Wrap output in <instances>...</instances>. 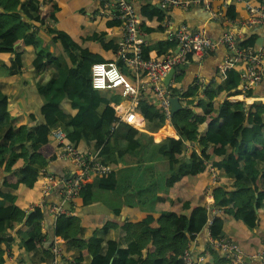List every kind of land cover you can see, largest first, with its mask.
<instances>
[{
  "label": "trees",
  "instance_id": "obj_1",
  "mask_svg": "<svg viewBox=\"0 0 264 264\" xmlns=\"http://www.w3.org/2000/svg\"><path fill=\"white\" fill-rule=\"evenodd\" d=\"M148 2L143 7L142 19L157 18L161 23L164 12ZM55 11H51L46 19L41 11L40 0H0V54L11 55L7 60L0 56V174L4 171L15 177L12 180L5 176L0 186V264H6L3 255L5 250L9 253L15 239L10 232L17 224L26 226L25 229L19 228L16 236L20 246L27 251L29 260L34 264L52 262L51 247L42 251L37 248V242L45 236L41 231L43 211L35 206L28 213L16 217L13 199L20 184L31 188L43 175L42 171H46L47 158L40 152L41 141L49 137L53 126L60 122L73 145L84 141L91 154L99 152L101 161L112 167L107 175L94 176L83 186L79 193L83 197V204L89 203L91 199L89 193L82 191L84 187L115 188L117 181L111 154L115 152L121 156L140 144V130L113 114L114 108L109 105L111 98L109 100L106 94L108 91L98 92L90 86L91 65L105 59L84 50L64 30L43 28L48 20H55ZM39 29L45 30L53 42L60 44L61 53L53 54L41 46ZM104 34L94 33L86 39L99 41L105 49L112 48L115 52L117 45L103 42ZM20 41L24 45L33 46L32 78L43 101L39 109L42 120L36 121L33 127L27 124L14 125L13 112L8 105L11 79L23 72L22 58L16 52ZM174 46L171 41L156 48L162 54ZM153 48V45L144 47L145 57ZM117 63L122 72L127 74L121 62L118 60ZM240 83V73L235 68H229L223 78L205 86L204 96L199 95L197 86L182 93L173 88L174 95L200 97L197 104L183 98V109L172 115L171 125L179 138L167 136L155 144L158 152L169 161L170 170L164 177L167 188L185 175H196L204 171L207 159L202 150L205 147H224V156L212 161V165L219 170L220 176L233 181L229 186L214 189V207L222 208L223 214H232L254 228L257 226V211H264V103L248 105L239 100H215L222 93H228L229 96L240 94ZM244 93L251 95L250 90ZM137 107L145 116L146 130L154 133L163 127L165 117L156 106L149 104L145 98H139ZM89 110L98 115L92 124L85 118ZM228 111L230 117L227 116ZM107 113L109 118L105 116ZM30 118L35 121L33 113ZM186 141L201 146L200 154L195 149L188 155L183 154ZM240 154H249L250 159L234 172L231 167ZM19 161L21 167L17 168ZM183 206L184 209H190L189 214L165 212L158 218L163 241L153 238L154 230L150 227L153 217L150 215L137 224L111 223L94 229L88 241L90 256H84L73 245L75 239L86 235L74 216L60 215L54 226V235L66 241L67 253L74 252L70 259L73 264H184L182 255L187 249V241L207 224V212L204 206L190 208L188 202H183ZM222 228L223 219L215 217L209 226L210 235L214 238L223 237ZM150 240L154 248L143 257L142 250ZM97 242L101 244L98 250L95 249ZM170 250L172 252L169 254ZM67 253L64 259H68Z\"/></svg>",
  "mask_w": 264,
  "mask_h": 264
},
{
  "label": "crops",
  "instance_id": "obj_2",
  "mask_svg": "<svg viewBox=\"0 0 264 264\" xmlns=\"http://www.w3.org/2000/svg\"><path fill=\"white\" fill-rule=\"evenodd\" d=\"M147 2V0H134L133 4L141 20L146 45L155 47L150 50L149 55L161 56L164 53L159 54L156 46H164L174 41L163 30L160 22L156 20L157 18L154 20L142 19L143 7ZM149 2L156 5L154 1ZM211 5L212 10L218 13L215 18H212L210 13L202 6L175 7L168 12L167 16L174 24L186 23L192 29H203L206 35L212 38L220 36L225 31L235 33L241 43L246 44V47L262 54L264 62V24L247 26L243 23V19L247 14L245 2L212 0ZM40 6L46 19L51 11L56 10L53 13L55 20H48L47 24L43 25L44 29L57 28L64 30L74 41L80 43L87 52L99 54L105 61H118L112 48L105 49L101 42L89 40V38L86 39L94 33L105 32L102 39L103 42H111L112 46H116L123 35L119 22L112 20L108 14V16L100 14L101 6L96 0H40ZM220 13L221 17H219ZM38 37L41 41V46L45 47L48 52L53 54L62 52L60 44L53 42L51 36L45 30L39 29ZM16 52L21 56L22 63L26 64L29 69H25L23 65V72L12 77L8 91V104L15 112L12 118L14 125L27 124L29 127H33L36 121L42 120L39 109L43 102L32 78L33 46L24 45L23 41H20ZM230 55L231 53L226 46L217 45L209 56L200 61L188 58L187 62L180 65L178 71L174 73L169 82L170 87L175 89L182 88L183 91H188L197 86L199 95L204 96L203 89L205 86L211 82L218 81L221 77L223 78L229 68H235L241 75L244 65L239 60L236 62L230 61ZM0 56L7 60L11 55L1 53ZM126 75L130 76L129 73ZM240 86H242V79ZM250 94L245 95L241 88L240 94L229 96L228 93H222L215 100L219 102L223 99L239 100L248 105L264 103V74L261 80L251 88ZM175 96H180V102L183 98H186L192 100L194 104H197L200 97H192V95ZM140 98H145L149 104L158 106L157 102L151 98V95L145 91L142 92ZM66 105L68 104L66 103ZM109 105L114 108L113 114H115L130 104L128 100L117 102L111 99ZM11 107L10 109L12 110ZM137 111L141 116L140 123H142L139 128L141 132L138 138L139 146L133 150H128L121 156H118L115 152L111 154L112 166L117 181L115 188L89 187L85 189L84 187L82 191L89 193L91 197L89 203L83 204V197L77 196L71 204H65L69 210V215L74 216L85 231V237L73 241L74 247L81 251L84 256H90L88 241L92 235L90 233L94 229L108 226L111 223L122 224L123 222H131L137 224L148 215L153 217V222L150 223V227L154 230L152 233L153 238L163 241L164 235L160 230V222L158 221L162 213L189 214L190 209L183 208V202H188L190 208L204 206L208 218L210 211L206 206L214 205V189L218 186H229L233 181L220 176L219 170L212 165V161L220 160L224 156V147L211 145L202 150L207 159L204 171L196 175H185L174 185L167 188L164 177L170 170L169 161L166 156L158 152L155 143L167 136L179 138V135L171 125V121H165L163 127L157 132L152 133L146 130L144 128L145 116L139 112L138 107ZM32 113L35 116V121L30 118ZM89 113V111L85 113V118L92 124L98 115L90 117ZM105 116L109 118V115ZM227 116H231L229 111ZM59 126H61L60 122L51 128L49 137H44V140L41 141L40 152L47 158L46 171L61 179L70 176L75 168L73 162L69 159L56 156L57 145L51 134ZM75 147L84 153H90L84 141H80ZM193 149L200 154L202 147L197 143L186 141L183 154L188 155ZM249 159V154H240L231 169L235 172L239 166ZM17 165H19L17 168H20L21 161L17 162ZM213 173L216 175V179L213 178ZM5 176H9L12 180L15 178L2 171L0 174V186ZM91 180L92 178L89 182ZM43 181L42 176H40L31 188L26 187L24 184L19 185L13 199L14 215L16 217L22 216L35 206H39L43 211L41 231L45 236L41 241L37 242V248L42 251L50 247L53 240H55L60 243L62 251L66 254V241L54 235V218L48 210L53 204H61L62 197L58 188H52L49 192H44ZM36 187L37 190H35ZM220 217L223 219V236L238 243L243 252L248 255V264H264V211L262 209L257 211V226L254 228L247 226L242 220L235 218L232 214H223L221 211ZM24 219L25 217H23ZM19 228L25 229L26 226L17 224L10 232L15 239L11 244L9 253L5 250L3 255L6 264H34L29 260L27 251L19 244V238L16 236ZM117 231L119 232V230ZM186 245L193 259L197 260L202 257L201 263L218 262L219 264H229L227 259L224 258V252L210 248L206 224L192 239L187 241ZM100 247V242H97L95 249L98 250ZM153 248V243L150 240L142 250L143 257H146L147 252L152 251ZM171 252L170 250L169 254ZM73 253V251L67 253L69 260L72 259Z\"/></svg>",
  "mask_w": 264,
  "mask_h": 264
},
{
  "label": "built area",
  "instance_id": "obj_3",
  "mask_svg": "<svg viewBox=\"0 0 264 264\" xmlns=\"http://www.w3.org/2000/svg\"><path fill=\"white\" fill-rule=\"evenodd\" d=\"M101 6V15H110L112 20L120 23L122 38L115 50L116 59L119 60L130 76L124 74L116 61H97L90 68V86L97 91H114L119 96L129 101V106L115 113V116L130 126L140 130L141 116L137 111L138 100L142 92H147L157 102V108L164 114L165 121L169 122L171 113L170 97L173 88L169 83L163 82L164 77L171 69L178 71L180 65L187 62L188 58L200 61L209 56L217 45H224L230 51V61H241L244 65L241 73L243 92L251 90L264 74L263 56L241 43L237 34L230 31L223 32L220 36L212 38L206 35L203 29H192L186 23L174 24L167 16L175 7L188 8L202 6L215 18L218 13L212 10V0H149L164 12L161 26L174 41V48L169 49L161 56L145 57L143 49L146 46L145 33L141 27V20L134 7V0H96ZM244 1L247 14L243 23L249 25L264 24V0H235ZM107 15V16H108ZM221 17V13L219 14ZM173 73V75H174ZM179 93L182 88L177 89ZM180 97V96H178ZM52 138L57 145L56 156L69 159L74 164V171L65 178H57L47 171H42L43 191L49 192L52 188H58L62 197L61 204H53L48 209L53 215L54 223L60 215H69L65 204L72 203L79 196L83 186L94 176H104L111 171V165L103 163L98 153H84L77 149L67 138L66 132L61 126L52 131ZM210 163V162H208ZM213 178L216 175L213 173ZM210 211L207 218L208 243L210 248L224 252L229 264H248V255L240 248L238 243L227 238H214L210 235L209 226L213 219L220 216L222 208H216L213 204L207 205ZM53 259L51 264H73L69 259H64L60 243L53 240L51 243ZM184 264H201L202 257L195 260L188 249L182 255Z\"/></svg>",
  "mask_w": 264,
  "mask_h": 264
},
{
  "label": "water",
  "instance_id": "obj_4",
  "mask_svg": "<svg viewBox=\"0 0 264 264\" xmlns=\"http://www.w3.org/2000/svg\"><path fill=\"white\" fill-rule=\"evenodd\" d=\"M175 70H177V68L175 69H171L168 71V73L166 74V76L163 79L164 84H168L170 82V80L173 77V73L175 72ZM170 103H171V113H177L179 111H181L183 109V105L180 102V98L178 96H172L170 97ZM112 261V260H111ZM110 261V263H111Z\"/></svg>",
  "mask_w": 264,
  "mask_h": 264
},
{
  "label": "rangeland",
  "instance_id": "obj_5",
  "mask_svg": "<svg viewBox=\"0 0 264 264\" xmlns=\"http://www.w3.org/2000/svg\"><path fill=\"white\" fill-rule=\"evenodd\" d=\"M24 66H25V69H29V67L26 65V64H23ZM108 96H109V99L111 98V99H113V100H115V101H117V102H122V101H125V100H127L126 98H123V97H121V96H119L116 92H114V91H108L107 93H106ZM230 100V99H229ZM9 105V104H8ZM10 106V105H9ZM11 107V106H10ZM12 108V107H11ZM12 110H13V108H12ZM89 116L90 117H94L96 114L92 111V110H89ZM14 114H15V112H14V110H13V117H14ZM106 115H109L108 113L106 114ZM110 116V115H109ZM14 127V126H13ZM21 127H23V128H25L26 129V127L24 126V125H22ZM35 190H37V187L35 188Z\"/></svg>",
  "mask_w": 264,
  "mask_h": 264
},
{
  "label": "bare ground",
  "instance_id": "obj_6",
  "mask_svg": "<svg viewBox=\"0 0 264 264\" xmlns=\"http://www.w3.org/2000/svg\"><path fill=\"white\" fill-rule=\"evenodd\" d=\"M115 110H116V107H115Z\"/></svg>",
  "mask_w": 264,
  "mask_h": 264
}]
</instances>
